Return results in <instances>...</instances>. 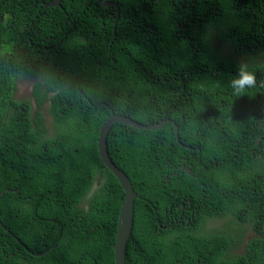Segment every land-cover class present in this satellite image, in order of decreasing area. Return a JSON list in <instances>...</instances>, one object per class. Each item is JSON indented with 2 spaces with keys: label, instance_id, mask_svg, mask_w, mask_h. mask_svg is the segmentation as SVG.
<instances>
[{
  "label": "trees",
  "instance_id": "obj_1",
  "mask_svg": "<svg viewBox=\"0 0 264 264\" xmlns=\"http://www.w3.org/2000/svg\"><path fill=\"white\" fill-rule=\"evenodd\" d=\"M49 1L0 0V222L20 242L0 226V264H115L124 192L97 148L111 111L170 120L106 137L140 197L125 264H264V0H102L117 21L97 0ZM245 59L257 86L235 96ZM36 75L32 112L15 79Z\"/></svg>",
  "mask_w": 264,
  "mask_h": 264
},
{
  "label": "water",
  "instance_id": "obj_2",
  "mask_svg": "<svg viewBox=\"0 0 264 264\" xmlns=\"http://www.w3.org/2000/svg\"><path fill=\"white\" fill-rule=\"evenodd\" d=\"M59 0H54L50 3L45 4V7L49 6H58ZM102 6L104 7H114L117 15L115 16V21L118 19L119 7L117 3L111 1H102L97 0ZM170 122L169 119H165L161 122L150 124V125H143L140 123L135 122L131 118L123 115L114 114L111 111L110 117L102 124L98 139H97V148H98V155L103 162L105 168L117 179L118 183L122 191L124 192L123 201L121 207L119 209L118 220H117V227L115 232V242L113 245V254H114V263L115 264H125V248L128 239L131 236L132 228H133V217H134V203L136 199L140 197L135 193L133 185L127 175L120 170L110 159L108 151H107V144H106V137L111 129V127L115 123L124 124L131 126L135 129L140 130H155L160 129L165 123ZM175 127V138L178 142V127L173 122ZM180 144V143H179ZM181 169H185L184 166H180ZM189 175H191L190 170L186 169ZM5 192H10L9 189H5L0 192V197L4 195ZM0 226L4 229L7 233L11 234L8 229H6L2 223L0 222ZM12 235V234H11ZM13 236V235H12ZM15 240L19 242L15 236H13ZM22 245V244H20Z\"/></svg>",
  "mask_w": 264,
  "mask_h": 264
},
{
  "label": "clouds",
  "instance_id": "obj_3",
  "mask_svg": "<svg viewBox=\"0 0 264 264\" xmlns=\"http://www.w3.org/2000/svg\"><path fill=\"white\" fill-rule=\"evenodd\" d=\"M52 1H54V0L42 3L41 7L42 8H49V7H58V8H60V4H61L62 0L58 1V6H49V7H45L44 6L45 4L50 3ZM64 10H65V12H63V14L66 15V20L64 22V25H66V24L68 25L70 23L69 13L67 12V10L65 8H64ZM92 36H94V35H92ZM49 40H51V37H49ZM58 44L59 43H56V47H58ZM46 50H48V48ZM256 86H257V75H256L255 71L252 70L251 63L248 60H246V59L239 61L238 65H237L236 75L230 80V82L228 84V87L232 90L233 95L242 96L248 90L253 89ZM16 88L17 89H16V92L14 94V100L19 101L21 103H25L21 99L25 97V93H26L27 87H25L24 85H21L20 87L16 85ZM32 90H33V86H32ZM18 93L21 94V97H19V98H18ZM48 107H47V109H48ZM34 109H35V106H32L31 107L32 112L34 111ZM46 110L43 111V114H44L45 122H46V125H47V120L48 119H52V117L51 118H47V116L45 115ZM52 125H53V134H54L55 129H54L53 119H52ZM48 131H49V128L47 126V133H46L47 136H49L48 135ZM107 151H108V147H107Z\"/></svg>",
  "mask_w": 264,
  "mask_h": 264
},
{
  "label": "flooded vegetation",
  "instance_id": "obj_4",
  "mask_svg": "<svg viewBox=\"0 0 264 264\" xmlns=\"http://www.w3.org/2000/svg\"><path fill=\"white\" fill-rule=\"evenodd\" d=\"M90 15H91V13H90ZM45 49H47V47H45ZM43 80H44V77L42 75H36L34 77H22L21 76V77L15 79V82H16L17 86L24 85L25 87H27V90H26V93H25V97L22 98L21 100L24 101L28 106H30V107L35 106V100H34V97H33V90H32L33 84L35 82H41ZM48 94H49L50 97L53 96V92H51V91ZM48 106H49V104L45 103L41 107L43 108V111H44V110L47 109ZM45 115L47 116V118H51V116L48 113H46V112H45ZM173 175H175V173L171 174V176H173ZM100 182H101L100 177L96 176L95 182H94V184H93V186L91 188V192H94L100 186ZM210 226H214V225L205 224V228L206 229L210 228Z\"/></svg>",
  "mask_w": 264,
  "mask_h": 264
},
{
  "label": "rangeland",
  "instance_id": "obj_5",
  "mask_svg": "<svg viewBox=\"0 0 264 264\" xmlns=\"http://www.w3.org/2000/svg\"><path fill=\"white\" fill-rule=\"evenodd\" d=\"M214 29L217 31V33H216L215 37L213 38V40L217 38V39L221 42V44H224L225 46H228V47L230 48V49H228L229 52H230V55L233 54V49L231 48V46H230L228 43L223 42V41L221 40L220 36H219V31H218V29H216V28H214ZM213 40H212L211 42H209L210 49H211L212 51H214L215 53L218 54V53H220L219 45H217ZM227 57H230V56L227 55ZM20 86H21V85H20ZM20 86H19V87H20ZM19 97H21V94L18 93V98H19ZM47 126H48V128H49L48 135H49V136H52V135H53L52 119H48V120H47ZM88 197H89V196H88ZM88 197H87V198H88ZM87 198H85V200H86ZM82 206L85 207V202L82 204Z\"/></svg>",
  "mask_w": 264,
  "mask_h": 264
}]
</instances>
